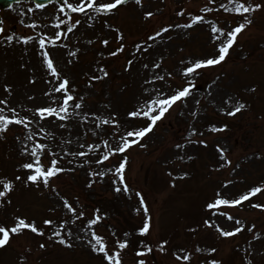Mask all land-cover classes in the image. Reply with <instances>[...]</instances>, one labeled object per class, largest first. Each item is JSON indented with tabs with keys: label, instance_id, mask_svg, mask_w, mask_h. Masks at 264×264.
I'll return each mask as SVG.
<instances>
[{
	"label": "rangeland",
	"instance_id": "rangeland-1",
	"mask_svg": "<svg viewBox=\"0 0 264 264\" xmlns=\"http://www.w3.org/2000/svg\"><path fill=\"white\" fill-rule=\"evenodd\" d=\"M220 4L228 6V0H215V3L142 0V5L128 0L114 14L92 21L87 20V15L95 17L94 12L81 14L65 9L69 16L81 20L71 33L67 32L70 21L60 29L55 27L58 18L67 19L56 2L45 4L43 9L36 8L30 0L0 8V21L5 28V32L0 33V99H7L21 117H33L37 107H55L57 100L62 103V94L51 92L56 78L43 65V50L35 39L43 34L47 40L57 31L65 35L56 45L47 44L46 49L62 75L70 78L76 94L84 97L83 107H70L66 120L58 116L40 119L38 114L31 120L35 140L48 145L64 171L51 178L54 188L45 187L42 182L26 184L22 179L15 183L10 196L0 198L5 200L0 206V221H11L15 215H22L44 229L43 235L31 230L14 234L8 245L0 247V264H25L22 256L27 258L26 264H104L100 254L76 239L89 234L87 220L97 209L105 215L93 227L110 246L116 239H124V233L129 234L123 264H137L141 258L147 264H186L173 255L181 248L192 253L190 264H201L213 258L222 264H247L248 260L252 264H264V211L252 207V204L264 203V194H257L242 206H221L220 209L243 221L246 229L254 224L252 232L244 230L233 237H222L214 227L204 224L205 219L211 218L225 230H231L236 226L234 222L220 212L213 215L206 203L217 191L234 198L264 183V11L246 14L253 16V24L239 35L224 62L201 70L196 77L185 78L182 74L189 60L216 50L211 23L231 28L240 22L239 14L225 12L219 8ZM205 5L214 11L202 12ZM146 11L153 12V16L146 18ZM189 14L203 15L205 20L190 28L172 27L148 40L161 27L189 23ZM33 22L36 27H29ZM117 28L123 33V40L117 39ZM13 34V42L5 43L6 36ZM19 35H32L34 41L25 45L18 42ZM104 39L109 40L107 46L102 43ZM145 41L142 50L137 51L135 45ZM121 43L124 50L110 56L109 52L115 51ZM73 52L75 56L71 55ZM130 59L133 64L128 69ZM101 66L107 69L109 76L90 84L92 75L102 76ZM154 76L164 79H153ZM188 81L196 85L195 89L142 138L143 146L133 145L125 153H116L107 161L97 163L107 151L102 141L107 140L115 147L126 129L144 125V118H131L127 113L147 98L145 89L170 93ZM6 84L11 86V93L5 90ZM228 97L232 98L231 103L227 102ZM237 102L247 106L236 115L221 111L222 108L231 111ZM113 113L118 114V127L101 123ZM213 126L221 130L214 131ZM27 135L29 130L22 125H11L0 133V176L14 178L29 174L20 167L28 162L29 155L22 152L21 140L17 139ZM200 140L207 143L201 144ZM88 145L100 147L89 149ZM217 145L225 150L224 156L231 164L221 156ZM80 151L88 155L68 154ZM125 155L129 158L125 168L129 191L116 192L119 178L114 170ZM51 158L48 152L42 155L46 164ZM102 171L106 175L100 177L98 173ZM183 173L188 175L182 176ZM226 180L232 183L225 186ZM137 192L144 196L150 210L151 229L147 236L137 231L145 218ZM61 197H66L77 212L83 210L85 217L73 216L64 207ZM8 200L11 203H7ZM45 219H52L54 223L44 225ZM63 220L69 221L67 227L73 233L71 248L55 238L49 239ZM61 231L66 235V230ZM255 233H260L261 238L254 240ZM141 240L153 248L144 257L137 256V249L143 247ZM161 240L168 241L163 252L157 247ZM42 243L46 245L44 248L40 247ZM197 245L205 250L214 247L217 251L197 253Z\"/></svg>",
	"mask_w": 264,
	"mask_h": 264
},
{
	"label": "snow or ice",
	"instance_id": "snow-or-ice-1",
	"mask_svg": "<svg viewBox=\"0 0 264 264\" xmlns=\"http://www.w3.org/2000/svg\"><path fill=\"white\" fill-rule=\"evenodd\" d=\"M19 0H17V3ZM49 3H52V0H48ZM210 3H215V0H209ZM59 4V11L66 17L67 19H57L55 23V27L60 29L61 25H65L67 22V32L71 33L74 29L77 28L78 25L81 24L80 19H74L72 16H69L65 9L71 10L72 13H96L97 15L93 17L92 15H87V20L92 21L93 19H101L106 15L114 14L119 7L124 6L128 3V0H78L76 3H71L69 0H57ZM137 5H142V0H135ZM11 7V5H9ZM36 8L43 9L46 7L43 3H38L35 5ZM220 9H223L225 12L239 14L241 17L240 22L235 24V26L228 28L226 26H218L216 23H211V33L212 40L216 45V50L208 54L204 57H199L195 59H191L188 61L187 65H185L182 69V74L185 78L191 76L196 77L198 73L205 69L217 66L224 62L226 58L230 55V50L236 45L238 41L239 35L245 31L248 27L253 24V16L246 14H254L258 11H264V0H228V6L225 4L219 5ZM29 12L32 9H28ZM204 13H212L214 11L213 8L205 5L202 9ZM181 14H183V10H181ZM190 15L189 23H185L183 25H172L169 24L165 27H161L158 31H156L152 36L148 37V40L154 39V37H159L162 33H166L172 27H183L190 28L192 25L202 22L205 20L203 15ZM144 16L146 18H151L153 16V12L146 11L144 12ZM23 24V20L21 21ZM107 23V21H105ZM29 27L35 28L36 24L33 22ZM112 28V25H109ZM117 32V39L123 40V33L117 28L115 29ZM5 32V28L3 26V21H0V33ZM14 35H7L5 38V43H11L14 40ZM65 33L63 31H57L53 37L45 39V35L41 34L35 39L38 40L39 49L42 51V63L46 67V69L50 72L51 76L56 78V83L53 85L51 92L62 94V103L57 100V106H41L34 109L33 117H29L27 115L21 117L17 114V109L9 106V101L7 99H0V133L6 132L11 125H22L26 129L29 130V135L26 137H17V139L21 140L22 143V152L29 155L28 162L20 165L21 168L28 170L29 174L26 177H21L19 175L14 178H9L7 176H0V198L8 197L14 191L15 183L20 180H24L27 183H38L42 182L45 187H53L50 183L51 178L55 177L57 173L64 171L61 167L58 166L59 161L55 158V153H52L49 149L48 145L39 142V140H35L34 133L31 132V120L35 118V115L38 114L40 119H44L45 117H53L58 116L60 120H66L69 116V108L74 106V109H81L84 103V97L78 96L76 94V89L72 87L70 78L67 75H62L61 71L58 69V65L55 63L54 57L50 54V51L46 49L47 44L56 45L57 41L60 40ZM34 37L32 35H19L18 42H23L25 45L29 44V42H33ZM91 43V41H89ZM102 43L107 46L109 44V40L104 39ZM146 43H137L135 48L137 51L142 50V44ZM124 44L115 49V51L109 52L110 56H116L117 53H120L124 50ZM150 47V45H149ZM72 56H75L76 53H71ZM133 64V60L127 61V68L130 69ZM154 67H159V65H153ZM147 67V65H145ZM100 75H92L90 77L89 83L92 81H97L109 76V72L103 66L100 67ZM171 76V73L168 74ZM153 79L163 80V77H153ZM5 90L8 93H11V86L4 85ZM196 85L192 81L186 82L183 86L173 89L170 93H165L161 89L153 90L145 89V92L148 93L147 98L143 99L142 104L138 107H134L133 110L127 113L128 117L131 118H144V125L132 128L131 130H125L123 135L119 136L117 146L113 147L109 144L107 140L102 141L103 145L107 149V151L99 157L97 163H102L107 161L110 156L116 153H125L129 150L133 145L143 146L141 141L147 134L151 133L158 122L162 121L166 114L178 103L186 100V98L191 94V92L195 89ZM254 90V89H253ZM51 93H47L46 95H50ZM231 97L227 98V102L231 103ZM71 102V103H70ZM245 103L237 102L235 106L232 107L231 111H228L226 108H222L221 111L226 112L229 116H234L241 110L246 108ZM95 115V113H93ZM116 113H113L110 118L104 119L101 121L103 124H111L115 126H119V120L117 118ZM87 119V116H85ZM63 126V125H61ZM99 127V125H97ZM226 127V125L224 126ZM214 131H218L221 129H217L213 126ZM193 132L196 131L195 128L192 129ZM40 132L43 133L44 129L41 128ZM31 142V143H30ZM199 143L206 144L207 142L204 140H200ZM93 147H100V145H88L89 149ZM176 147L180 148L182 145H176ZM217 149L222 157L226 160L227 158L224 156L225 150L217 145ZM67 152V149L63 150ZM48 152L51 155L50 161L46 164L42 160V155ZM74 157H85L88 155L87 152L80 151L78 153H68ZM128 157L125 155L123 159L120 160L118 166L115 168V174L119 178V185L115 187L116 192H128L129 186L125 182V168L128 162ZM191 159V157H189ZM228 164H231V160H227ZM238 167V166H237ZM90 175H96L95 173H90ZM98 175L103 177L106 175L105 172H99ZM188 173H183L182 176H187ZM225 186L230 185L232 181L226 180ZM91 187V182L89 183ZM257 194H264V183L258 184L256 186L251 187L247 191L238 195L234 198H228L224 195L222 191H217L212 200L206 203V208L209 210H213V215L217 212H220L221 206H242L243 202L251 201ZM59 195V193H57ZM136 195L139 197L140 205L142 206L143 212L145 214V218L142 221V226L137 228V231L142 236H147L150 233L151 229V216L149 215V207L145 201L144 196L137 192ZM63 201L64 207L76 216L77 219L80 217H85L86 213L83 210L77 212V208L73 206L72 203H69L66 197H61ZM5 200L0 199V206H3ZM7 203H11V200H8ZM252 207L256 209H260L264 211V203H255L252 204ZM140 209H137L139 211ZM221 215L227 218L229 221H233L236 225L231 230H225L220 224L216 223L215 220L209 218L204 220V224L209 227H214L216 231L222 237H233L244 230L252 232L255 229V225L253 224L250 228L246 229V226L243 221L237 219L234 215H232L229 211L220 212ZM105 214H101L100 210L97 209L93 214V217L87 220L88 225V235L86 236H77L76 239H79L83 242H86L90 250L94 253L100 254L103 258L104 264H123V252L127 249L130 241L128 239L129 234L124 233V239H116L114 244L110 246L109 241L101 234H99L96 229L93 227L98 224L104 218ZM54 222L52 219H45L43 221L44 225H52ZM69 224L68 220H63L59 223V227H57L54 231H52L49 239L55 238L61 245H64L68 248L74 246L72 237L73 233L71 228H68ZM25 230H31V232L43 235L44 229L39 227L35 220H29L27 217L22 215H15L11 221H0V247H4L10 243V239L14 234H21ZM61 230H66V235L62 234ZM261 238L260 233H255L253 236L254 240H258ZM140 244L143 247L137 249V256L144 257L146 254L151 253L153 248L150 243H147L145 240H141ZM168 244L167 240H161L159 245H157L158 250L163 252L165 251V245ZM45 244H40L41 248H44ZM195 251L197 253H202L207 251L208 253H215L217 251L216 248H208L207 250L201 248L200 246H196ZM173 255L178 261L186 262V264H190L192 259V253L183 248L179 249L177 252H174ZM26 257H21V260L26 264ZM137 264H147V261L143 258L137 260ZM201 264H222V262L218 259H210L202 261ZM247 264H252L251 260L247 261Z\"/></svg>",
	"mask_w": 264,
	"mask_h": 264
},
{
	"label": "water",
	"instance_id": "water-1",
	"mask_svg": "<svg viewBox=\"0 0 264 264\" xmlns=\"http://www.w3.org/2000/svg\"><path fill=\"white\" fill-rule=\"evenodd\" d=\"M13 1H16V0H0V5L4 7V6L9 5ZM33 1L35 3H43V4L48 2V0H33Z\"/></svg>",
	"mask_w": 264,
	"mask_h": 264
}]
</instances>
